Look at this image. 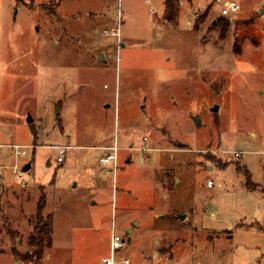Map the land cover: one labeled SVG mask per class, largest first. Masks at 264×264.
Listing matches in <instances>:
<instances>
[{
	"label": "rangeland",
	"instance_id": "obj_1",
	"mask_svg": "<svg viewBox=\"0 0 264 264\" xmlns=\"http://www.w3.org/2000/svg\"><path fill=\"white\" fill-rule=\"evenodd\" d=\"M176 7L0 0V264H102L112 231L131 264H264V0Z\"/></svg>",
	"mask_w": 264,
	"mask_h": 264
},
{
	"label": "trees",
	"instance_id": "obj_2",
	"mask_svg": "<svg viewBox=\"0 0 264 264\" xmlns=\"http://www.w3.org/2000/svg\"><path fill=\"white\" fill-rule=\"evenodd\" d=\"M177 0H164L165 5V17L169 19H173L177 14V7H176ZM224 14H221L219 17V22L221 24L226 23L227 19L224 17ZM211 159H215L213 156H210ZM247 178V185H252V181L250 180V175L247 170H244ZM44 194L38 199L36 205L35 214L31 218L32 222V229L28 236V249L25 252V256L19 253V251H15L16 256H22L25 259H32L31 263L35 262V259H38L42 256L43 248L48 246L50 243V233L51 227L53 223L52 216L48 214L45 216L43 214V209L45 206V198Z\"/></svg>",
	"mask_w": 264,
	"mask_h": 264
},
{
	"label": "built area",
	"instance_id": "obj_3",
	"mask_svg": "<svg viewBox=\"0 0 264 264\" xmlns=\"http://www.w3.org/2000/svg\"><path fill=\"white\" fill-rule=\"evenodd\" d=\"M224 8L221 10V13L226 15L230 9H234V2H225ZM69 146L62 145L59 147V154L57 156V161L62 162L64 160V152L66 148ZM101 154L99 156V162L103 164H112L113 167H116L117 163V152L119 150V146L116 141L110 146H103L100 148ZM21 154H24V150L18 151ZM235 155H238L240 152L235 151ZM17 178L22 180L24 179V174L19 171L16 174ZM213 181L211 179L207 180V186H213ZM22 185H26L22 183ZM125 238L116 231H112L109 242V251L106 255L102 256L101 262L102 264H131V260L128 256L122 253V249L124 248Z\"/></svg>",
	"mask_w": 264,
	"mask_h": 264
},
{
	"label": "crops",
	"instance_id": "obj_4",
	"mask_svg": "<svg viewBox=\"0 0 264 264\" xmlns=\"http://www.w3.org/2000/svg\"><path fill=\"white\" fill-rule=\"evenodd\" d=\"M190 3H191V0H188ZM181 2H183V0H180V3ZM12 5V4H11ZM180 10V8L178 9V11ZM178 11H177V13H178ZM14 13V12H13ZM12 13V14H13ZM12 14H9V15H12ZM114 143V142H113ZM112 145V144H111ZM118 145V144H117ZM104 146H110V145H104ZM119 146V145H118ZM101 147H103V146H101ZM119 149H120V146H119ZM117 154H119V150H118V152H117ZM118 157V156H117ZM118 159V158H117ZM253 182V181H252ZM255 184H256V186L258 185V186H263L262 184H260V183H257V182H254ZM256 186L254 187V188H256ZM212 187V186H211ZM197 209V208H196ZM198 210V209H197ZM256 210H258L260 213H261V209H259L258 207H255V210H254V214H255V212H256ZM180 213V212H179ZM180 214H184V217L183 218H185V213H180ZM187 214H189V213H187ZM211 215H213L214 216V213H210V216ZM154 216L156 217V216H159L160 218H162V217H164V215L163 214H154ZM186 217H188V216H186ZM183 218H180L179 217V215H177L174 219H177V220H182ZM191 226H194L195 224H190ZM189 225V226H190ZM188 226V225H187Z\"/></svg>",
	"mask_w": 264,
	"mask_h": 264
},
{
	"label": "water",
	"instance_id": "obj_5",
	"mask_svg": "<svg viewBox=\"0 0 264 264\" xmlns=\"http://www.w3.org/2000/svg\"><path fill=\"white\" fill-rule=\"evenodd\" d=\"M260 11H262V10H260ZM214 110L216 109V106L213 108ZM28 120H31V118L30 117H28ZM31 162L30 161H28V162H26L23 166H22V171H27V170H29L30 168H31ZM179 217L180 218H183L184 217V214H179ZM138 224V221H134L133 222V225H137ZM132 229L133 228H129L128 229V232L129 233H131L132 232Z\"/></svg>",
	"mask_w": 264,
	"mask_h": 264
}]
</instances>
